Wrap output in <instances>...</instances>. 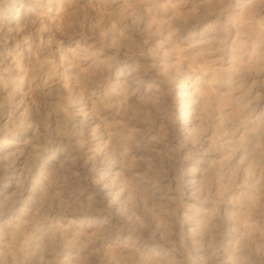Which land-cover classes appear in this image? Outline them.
<instances>
[{
    "label": "rangeland",
    "instance_id": "obj_1",
    "mask_svg": "<svg viewBox=\"0 0 264 264\" xmlns=\"http://www.w3.org/2000/svg\"><path fill=\"white\" fill-rule=\"evenodd\" d=\"M0 264H264V0H0Z\"/></svg>",
    "mask_w": 264,
    "mask_h": 264
}]
</instances>
